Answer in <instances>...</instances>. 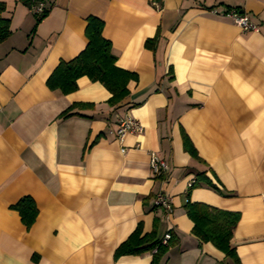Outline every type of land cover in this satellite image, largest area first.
<instances>
[{
    "label": "crops",
    "instance_id": "0c3cea01",
    "mask_svg": "<svg viewBox=\"0 0 264 264\" xmlns=\"http://www.w3.org/2000/svg\"><path fill=\"white\" fill-rule=\"evenodd\" d=\"M0 2L12 31L0 44V264H150L151 253L114 254L139 223L151 232L156 216L178 238L161 264H235L192 234L188 200L239 212L240 262L264 264V0H46L34 31L30 8ZM234 8L259 31L225 15ZM91 16L104 21L117 66L138 77L116 106L87 76L69 94L46 83L85 49ZM80 103L89 106L61 116ZM126 115L143 131L120 141ZM152 152L170 165L164 177L152 174ZM202 173L220 191L199 181L188 193ZM159 192L171 199L169 217L154 209ZM24 196L39 211L29 230L12 209Z\"/></svg>",
    "mask_w": 264,
    "mask_h": 264
},
{
    "label": "trees",
    "instance_id": "16d2710c",
    "mask_svg": "<svg viewBox=\"0 0 264 264\" xmlns=\"http://www.w3.org/2000/svg\"><path fill=\"white\" fill-rule=\"evenodd\" d=\"M33 12L35 5L46 0H20ZM240 13V8H234ZM6 4L0 2V44L8 39L12 33L11 20L4 17ZM49 8H44L41 13L33 12L37 25L48 15ZM104 21L91 16L88 18L86 27V36L88 39L87 46L75 58L65 61L61 60L52 74L47 79V86L51 90H58L63 94H69L78 89V79L87 76L93 82H100L111 93L108 104L111 106L118 105L129 95L128 83L131 80H137L135 73L122 69L117 66V56L113 52L112 43L103 35ZM146 47L154 50L157 45V36L146 41ZM80 106H89L87 104H74L61 116L69 117L74 115L72 110ZM185 150L196 160L202 161L198 152L192 144L189 137L183 135ZM164 177V176H162ZM199 181L204 182L209 187L220 191L204 173L198 175L197 181L188 188V193L199 185ZM185 210L188 217L193 222L192 234H194L201 243L210 242L217 249L222 251L227 258L235 264H241L236 247L232 244L234 230L240 221L239 212L222 210L203 202H190L185 204ZM12 209L17 210L21 216L23 224L29 230L36 222L38 217V207L31 196L22 197ZM154 209H160L154 205ZM162 219L156 216L151 232L145 233L142 223L123 241L116 249L114 257L118 260L125 255H140L151 253L152 260L150 264H161L162 259L170 249L178 243V238L172 232V237L167 244H163Z\"/></svg>",
    "mask_w": 264,
    "mask_h": 264
},
{
    "label": "built area",
    "instance_id": "2783aa9c",
    "mask_svg": "<svg viewBox=\"0 0 264 264\" xmlns=\"http://www.w3.org/2000/svg\"><path fill=\"white\" fill-rule=\"evenodd\" d=\"M47 5L44 2H41L34 6L33 12L41 13ZM225 15L232 18L234 22L240 26L244 31H259L258 25L250 20V18L244 14L240 13L236 9H230L225 12ZM143 131L142 124L135 118L130 115H126L124 118L121 119L118 130H117V137L120 141L124 139L127 134L133 133H140ZM126 151V148H123V152ZM150 168L152 174L155 177H162L168 174L170 171V165L168 162L160 157L157 153L152 152L150 156ZM196 180L190 181L188 183V188H190ZM154 204L158 206L164 213L165 216H171L173 213V205L171 203V199L168 195L159 192L155 195ZM172 237V231L168 230L163 236V244H167L168 241Z\"/></svg>",
    "mask_w": 264,
    "mask_h": 264
}]
</instances>
